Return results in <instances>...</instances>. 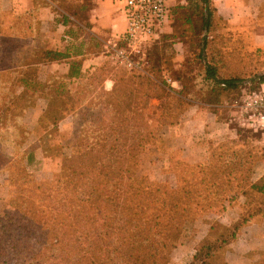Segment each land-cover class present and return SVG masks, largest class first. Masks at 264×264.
<instances>
[{"label":"rangeland","instance_id":"374dc122","mask_svg":"<svg viewBox=\"0 0 264 264\" xmlns=\"http://www.w3.org/2000/svg\"><path fill=\"white\" fill-rule=\"evenodd\" d=\"M188 3L190 0H174L170 3L175 14L165 30L168 31V38L150 50L147 49L144 55L132 56L135 65L133 69L118 63L110 51L106 52L108 59L100 70L79 83L69 84L61 66L31 68L28 81L36 83L32 87L34 93L23 92L22 77L2 75L0 109L5 111L4 114L2 111L0 113V220L7 221L15 214L11 204L17 199V190L13 183L26 181L28 185L24 189H30L34 185L58 179L61 156L72 155L73 146L79 140L89 138L91 142L96 134L94 127L97 123L110 120L114 110L108 108L107 111L105 105L110 99L107 94L112 93L115 85L112 80L116 82L117 92L114 97L120 99L119 103L132 93L136 99L133 106H139L137 113L140 115H128L129 121L133 118L136 122L143 120L149 130L155 132V137L141 151L138 177H145L154 184L167 185L171 189L176 187L175 175L185 169V165H190L180 157L183 149L178 143L177 131L181 130L182 133L184 129H189L185 125L182 127V124L195 110L197 99L204 103L208 95L201 77L204 74L201 57L206 63L218 62L220 73L227 77L249 79L250 87L256 86L259 78H264V30L260 27L264 26V18L254 21L244 32L230 30L224 18L216 14L212 4V26L208 33L202 30L200 17ZM130 76L150 79L159 88L154 89V84L146 80L138 87L140 81H131ZM104 80H108L105 85ZM129 82L134 84L130 85ZM182 87L184 93L179 94L183 91ZM199 87H202L201 91ZM248 95L238 99L235 97L236 92L221 93L218 102L213 106L208 104L207 109L221 113L223 120L234 119L239 129L245 131V134H252V130L242 125L239 114L242 99ZM118 108L119 112L124 111L122 106ZM48 109L52 111L50 114ZM191 128L194 130L193 126ZM256 135L262 138L263 145L248 148L246 154L251 155L253 162L258 160V155H264V136L261 133ZM229 150L236 153L226 144L217 146L213 152L219 151L222 155ZM221 155H215L216 164L212 166L215 172L238 171L236 162H226L221 159ZM209 164L210 160H207L201 167L206 168ZM183 174L184 179L191 178L188 170ZM242 174V177L246 175L244 171ZM220 190L216 198L211 200L216 206L203 212L197 210L185 225L187 230L181 244L166 253L160 264H193L199 246L207 240L211 244L217 242L221 228H234L245 220L264 222L261 216L264 197L261 194L246 189L244 195L233 193L226 196ZM258 211L260 214L255 215ZM211 227L214 228L213 236L210 237ZM230 251L235 253L231 247L219 253L220 258L226 261L225 264H243L242 256L232 255ZM261 260L260 263L264 259Z\"/></svg>","mask_w":264,"mask_h":264},{"label":"trees","instance_id":"16d2710c","mask_svg":"<svg viewBox=\"0 0 264 264\" xmlns=\"http://www.w3.org/2000/svg\"><path fill=\"white\" fill-rule=\"evenodd\" d=\"M188 4L200 17L202 30L209 33L212 0H190ZM174 14L175 9L171 8L170 21ZM167 32L147 49L168 38ZM25 51L23 53L12 46L6 52L0 41V78L2 75L22 77L23 92L29 93L36 84L28 81L30 69L58 61L62 55ZM5 53L8 54L4 56ZM201 60L204 74L199 76L206 84L208 95L206 103L197 99L195 104L213 106L221 93L229 92H236L235 97L239 99L264 85V78H259L256 86L250 87L249 79L227 77L220 73L218 62L206 63L202 57ZM79 66V63H74L68 75L64 76L69 84L80 82ZM129 80L140 81L138 87L146 80L154 84V89L159 88L147 78L130 76ZM112 81L115 85L112 93L107 94L110 99L105 108L115 112L107 123H97L91 142L89 138L77 140V145L73 146L74 153L61 156L59 178L30 189H24L28 185L26 181L13 183L17 190V199L11 204L15 214L7 221L0 220V264H160L166 253L181 244L187 230L185 225L197 210L203 212L216 206L211 200L216 198L218 189L226 196L233 193L244 195V191L249 189L264 197V177L256 183L251 182L257 171V161L253 162L249 153L238 156L230 150L222 155L219 151L212 152L206 168L201 165L183 166L185 169L175 175L174 189L154 184L145 177L139 178L141 151L155 137V132L149 130L142 119L140 122L134 118L129 121L128 115H140L137 113L139 106H133L136 99L132 93L119 103L120 99L114 97L116 82ZM182 88L179 94L184 93ZM199 88L201 91L202 87ZM118 106H122L124 111L119 112ZM47 112L50 114L52 111L48 109ZM217 154L226 162H236L238 171L215 172L212 166L216 164L214 158ZM201 169L204 174H201ZM187 170L191 177L189 180L183 176ZM243 171L246 175L242 177ZM261 216L264 218V210ZM248 221L251 220L241 221L240 226L234 228H221L218 240L213 244L209 240L204 241L196 251L193 264H225L219 253L232 248L231 243ZM213 228L210 229V237ZM263 256L264 252L258 253L257 260L251 264H264Z\"/></svg>","mask_w":264,"mask_h":264},{"label":"crops","instance_id":"0c3cea01","mask_svg":"<svg viewBox=\"0 0 264 264\" xmlns=\"http://www.w3.org/2000/svg\"><path fill=\"white\" fill-rule=\"evenodd\" d=\"M172 2L167 0L170 8ZM212 4L230 30L244 32L254 21L264 18V0H212ZM120 9L121 0H0V41L6 52L16 46L23 53L28 50L35 54H61L60 60L45 65L61 66L67 76L74 63H79L82 81L100 70L108 59V47L124 33L126 25ZM260 27L264 30V26ZM261 89L264 90V85ZM195 105L182 124L189 129L177 131L183 162L194 166L205 164L213 149L222 144L240 154H245L249 147L263 145L258 133L245 134L234 119L223 120L221 113L207 109V105ZM257 158L252 183L264 177V155ZM263 230L264 222L259 220L243 227L232 246L235 252L232 255H241L243 264L255 262L256 253L264 252Z\"/></svg>","mask_w":264,"mask_h":264},{"label":"built area","instance_id":"2783aa9c","mask_svg":"<svg viewBox=\"0 0 264 264\" xmlns=\"http://www.w3.org/2000/svg\"><path fill=\"white\" fill-rule=\"evenodd\" d=\"M171 8L167 0H121L125 31L108 47L113 58L127 69L135 68L132 56L144 55L150 44L165 32ZM241 123L264 136V90L252 92L242 99Z\"/></svg>","mask_w":264,"mask_h":264}]
</instances>
